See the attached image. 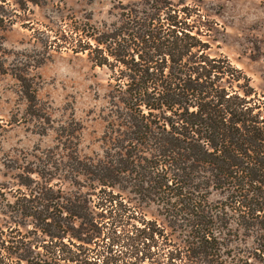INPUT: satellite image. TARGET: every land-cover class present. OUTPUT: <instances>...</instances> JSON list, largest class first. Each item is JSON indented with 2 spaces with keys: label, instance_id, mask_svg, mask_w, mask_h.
Instances as JSON below:
<instances>
[{
  "label": "trees",
  "instance_id": "trees-1",
  "mask_svg": "<svg viewBox=\"0 0 264 264\" xmlns=\"http://www.w3.org/2000/svg\"><path fill=\"white\" fill-rule=\"evenodd\" d=\"M191 15L155 0L81 28L79 51L109 71L101 152L79 156L70 128L62 154L7 166L17 187L0 183V264H264V100L208 54ZM16 78L42 118L31 80Z\"/></svg>",
  "mask_w": 264,
  "mask_h": 264
},
{
  "label": "rangeland",
  "instance_id": "rangeland-1",
  "mask_svg": "<svg viewBox=\"0 0 264 264\" xmlns=\"http://www.w3.org/2000/svg\"><path fill=\"white\" fill-rule=\"evenodd\" d=\"M169 1L192 12L208 54L226 58L264 100V0ZM6 2L0 10L5 18L0 23V183L16 188L17 170L7 166L25 164L33 154L41 156L53 148L62 154L58 136L67 129L72 128V136L77 137L79 156L101 152L109 71L94 65L86 51H79L77 44L86 40L87 32L81 28L101 30L120 24L123 12L155 0ZM18 73L31 80L42 118L30 115ZM61 184L65 190L73 188L66 179ZM117 191L125 202L139 206L147 220L165 225L154 204L135 200L127 190ZM245 241L250 248L251 239ZM235 245L243 246L240 241L231 247Z\"/></svg>",
  "mask_w": 264,
  "mask_h": 264
}]
</instances>
